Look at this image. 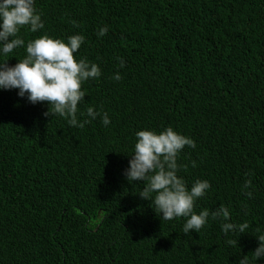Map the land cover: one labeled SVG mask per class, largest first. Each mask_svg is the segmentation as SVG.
<instances>
[{
	"label": "trees",
	"instance_id": "trees-1",
	"mask_svg": "<svg viewBox=\"0 0 264 264\" xmlns=\"http://www.w3.org/2000/svg\"><path fill=\"white\" fill-rule=\"evenodd\" d=\"M35 8L47 35H87L84 58L101 76L82 85L77 118L90 120L91 107L110 123L98 116L64 129L17 90L19 100L0 93V264H238L245 256L264 264L252 255L264 231V0H35ZM70 15L79 28L66 29ZM168 126L196 144L180 153L178 175L188 186L210 183L194 211L223 205L231 222L248 225L244 233L224 236L218 218L184 234V218L161 220L138 195L143 182L120 174L135 132Z\"/></svg>",
	"mask_w": 264,
	"mask_h": 264
},
{
	"label": "clouds",
	"instance_id": "clouds-1",
	"mask_svg": "<svg viewBox=\"0 0 264 264\" xmlns=\"http://www.w3.org/2000/svg\"><path fill=\"white\" fill-rule=\"evenodd\" d=\"M80 25L78 19L70 15L66 29L73 30ZM107 32V26L100 27L97 37H103ZM47 34L52 33L47 30L43 11L35 8V0H0V57L9 56L17 49L25 52L22 59L9 65L7 60H0V93L12 95L19 100L14 96L17 90V96L25 106L38 109L44 117L64 129L82 128L98 116L102 125H109L108 114L94 111L91 107L86 112L90 120L79 121L77 118L78 105L86 96L82 85L101 76L100 67L84 58L87 35L80 29L54 34L55 37ZM30 35L38 37L28 41L22 38ZM120 67H124L122 59ZM112 79L120 80L121 76L117 72ZM134 141L128 166L120 167V174L129 183L143 182L138 195L150 201L161 220L184 218V234H189L190 230L199 233L209 219L218 218L224 221L220 225L224 236L245 232L248 225L231 222L230 212L223 205L211 211H194L195 201L206 195L210 183L208 180L196 179L188 186L184 178L178 175L180 169L185 167L178 164L180 153L186 146L193 149L196 147L192 138L168 126L160 131H136ZM192 166H196L195 161ZM244 186L247 188L249 182L246 181ZM246 194L249 197L252 195L251 192ZM123 211L129 213L128 205ZM255 236L258 246L252 255L256 261L264 258V231ZM227 243L236 245L237 241L229 239ZM238 264H250V261L245 256Z\"/></svg>",
	"mask_w": 264,
	"mask_h": 264
}]
</instances>
